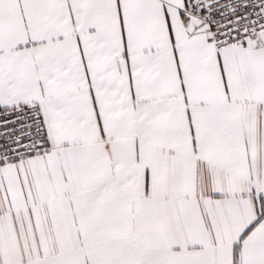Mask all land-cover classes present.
Here are the masks:
<instances>
[{
  "label": "snow or ice",
  "instance_id": "1",
  "mask_svg": "<svg viewBox=\"0 0 264 264\" xmlns=\"http://www.w3.org/2000/svg\"><path fill=\"white\" fill-rule=\"evenodd\" d=\"M0 264H264V0H0Z\"/></svg>",
  "mask_w": 264,
  "mask_h": 264
}]
</instances>
